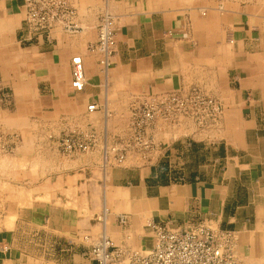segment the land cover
Masks as SVG:
<instances>
[{
    "label": "crops",
    "instance_id": "1",
    "mask_svg": "<svg viewBox=\"0 0 264 264\" xmlns=\"http://www.w3.org/2000/svg\"><path fill=\"white\" fill-rule=\"evenodd\" d=\"M67 1L77 29L35 33L23 0H0V139L19 115L59 117L58 141H50L58 163L31 200L25 192L15 198L14 219L0 227V264H97L89 253L97 231L146 249L151 220L235 230L241 264H264V0ZM105 16L114 22L108 65L98 45ZM76 54L85 66L82 91L71 83ZM193 87L221 104L217 124L204 132L159 120L148 132L151 152L131 149L116 162L109 146L129 142L133 105ZM61 129L94 132L98 146L62 165ZM201 148L199 167L184 162L183 178H171L167 159L188 163Z\"/></svg>",
    "mask_w": 264,
    "mask_h": 264
},
{
    "label": "built area",
    "instance_id": "2",
    "mask_svg": "<svg viewBox=\"0 0 264 264\" xmlns=\"http://www.w3.org/2000/svg\"><path fill=\"white\" fill-rule=\"evenodd\" d=\"M25 21L31 32L49 31L58 25L69 31L77 29L76 10L67 0H23ZM98 45L105 53L104 64L108 65V55L114 46V22L110 16L103 17L99 24ZM84 60L80 54L72 57V86L82 91L86 86ZM96 108L89 105V110ZM222 112L219 101L193 87L187 93H171L161 97H149L135 104L132 109L133 144L135 150L145 153L153 149L151 126L162 118L174 121L176 115L193 116L199 126L217 122ZM174 119V120H173ZM172 123V122H171ZM98 143L94 132L65 134L60 140L64 152L69 156L74 152H88ZM122 147L113 148L116 160L122 161L126 152ZM106 207L100 220L105 219ZM125 223L127 216L121 215ZM147 226L153 235V245L146 249L117 245L104 232L90 248V255L97 264H240L238 251L239 234L235 230L214 228L206 222H198L182 229L173 228L156 221Z\"/></svg>",
    "mask_w": 264,
    "mask_h": 264
},
{
    "label": "rangeland",
    "instance_id": "3",
    "mask_svg": "<svg viewBox=\"0 0 264 264\" xmlns=\"http://www.w3.org/2000/svg\"><path fill=\"white\" fill-rule=\"evenodd\" d=\"M132 109L130 112V123L132 122L133 118ZM42 116L43 117H40L38 114L30 113L28 114V118H25L24 115H19L18 117H23V120L18 119L17 121H15L14 127L12 129H2L1 131L6 135V138L4 139L2 137V139H0L2 140V143H0V227L3 226L7 221H10L11 218H13L12 215L14 214H11V212L15 213V210L12 209L15 198L18 199L22 194H24L23 192H25V196L28 197L29 200H31V193L35 190L34 188H36V186L41 183L42 179L44 178L43 175L51 172L53 170V164L56 165L58 163V152L54 150V146L50 141L55 139L54 137L58 136V132L54 133V126L56 124L55 122H57L56 119H58L59 117L47 113ZM222 118L223 112H221L219 118L217 119V122H213L205 126H199L194 117L191 115H176V117L174 118L175 120L173 119L174 121L171 122L173 125L175 123H187L192 127L195 126L194 128H199L200 130H204V132H206V130H210L212 126L214 124H217L218 121H220ZM161 121L168 123V120H165V118H162ZM194 128L192 130H194ZM85 132L88 131H84V133ZM173 132L174 137L179 136V133H181L180 129L176 127H173ZM73 133L80 134L83 132L61 129L60 137L62 138L63 136H65V134ZM132 138L133 130L131 129V136L128 140L129 142H127V144L124 145L118 152H121V150H123L124 152L131 149L135 150L136 148L132 143ZM3 139L5 140L6 144ZM25 139L27 142H29V144L25 145L24 143H21ZM96 146H98V144L94 145L91 150H93ZM109 147L111 148L110 151L116 152L115 150L117 149V146ZM113 148L116 149L112 150ZM23 149L28 150L29 154L25 155V153H23ZM60 151V160L63 165V163H65L69 159V155L64 152L61 145ZM76 153L84 152H74V154ZM204 155L206 154L203 153V148H201L198 149V151L195 150L194 156L191 157L188 163L186 162V160L182 161L176 156L169 157L167 159V164L171 170V178H183V175L181 173L182 170L180 168L183 166L184 162L185 164H189V170H195L196 168H198L199 163H202L201 161L204 158ZM207 156H210V154H207ZM53 158L55 159V163L53 161ZM122 161L116 160L117 163H121ZM101 215L102 213L100 214V216ZM101 232V230L97 231V235L99 237H96L95 234L96 238L93 240V243H95L100 238ZM40 248L41 250H37L39 255L40 253H43V247ZM45 252L46 254L50 253L49 250H46Z\"/></svg>",
    "mask_w": 264,
    "mask_h": 264
},
{
    "label": "bare ground",
    "instance_id": "4",
    "mask_svg": "<svg viewBox=\"0 0 264 264\" xmlns=\"http://www.w3.org/2000/svg\"><path fill=\"white\" fill-rule=\"evenodd\" d=\"M95 111V110H94ZM75 177V176H74ZM49 196V195H48ZM37 198V197H36ZM45 198V197H44ZM12 202V201H11ZM19 205H20V203H19ZM12 214V213H11ZM11 216V215H10ZM12 219V218H11ZM10 223V222H9Z\"/></svg>",
    "mask_w": 264,
    "mask_h": 264
}]
</instances>
